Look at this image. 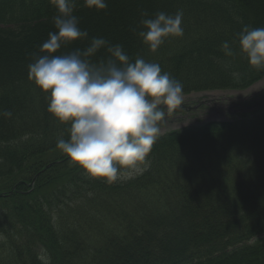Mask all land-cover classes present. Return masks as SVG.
Instances as JSON below:
<instances>
[{
	"label": "trees",
	"instance_id": "16d2710c",
	"mask_svg": "<svg viewBox=\"0 0 264 264\" xmlns=\"http://www.w3.org/2000/svg\"><path fill=\"white\" fill-rule=\"evenodd\" d=\"M107 5L96 11L75 0L88 36L56 54L102 37L108 45L93 62L119 44L133 62L158 63L183 94L243 90L264 77L238 43L245 26L264 27V0ZM178 10L183 35L150 51L140 21ZM57 14L50 0H0V264H41L42 250L50 264H264V109L159 135L132 179L91 178L56 147L70 125L52 117L28 79Z\"/></svg>",
	"mask_w": 264,
	"mask_h": 264
},
{
	"label": "clouds",
	"instance_id": "9594fccd",
	"mask_svg": "<svg viewBox=\"0 0 264 264\" xmlns=\"http://www.w3.org/2000/svg\"><path fill=\"white\" fill-rule=\"evenodd\" d=\"M50 3L58 13L53 17L56 31L48 33L40 46L42 55L28 65V79L45 93L52 117L70 125V138L58 139L56 147L91 178L109 184L132 179L147 169V157L165 117L162 109L172 111L182 105L183 85L158 63L143 58L133 62L119 44L107 47L110 56L106 60L93 62L91 57L108 45L102 37H93L84 50L56 54L88 32L79 27L74 15L75 0ZM84 4L96 11L108 7L107 0H84ZM141 15L147 17L146 12ZM182 19V10L157 12L140 21L138 35L155 52L166 39L183 35ZM238 43L249 65L264 69V27L245 26ZM223 47L229 49L227 42ZM38 259L50 264L46 250Z\"/></svg>",
	"mask_w": 264,
	"mask_h": 264
},
{
	"label": "rangeland",
	"instance_id": "374dc122",
	"mask_svg": "<svg viewBox=\"0 0 264 264\" xmlns=\"http://www.w3.org/2000/svg\"><path fill=\"white\" fill-rule=\"evenodd\" d=\"M184 95V101L181 106L185 107H193L198 100H203V102H210L211 99H214V102L219 103L221 99L219 98H228L229 100H224V102H221L223 106H218L217 104L214 105V109H211V112H209V115L206 117L201 118L200 120H194L196 115H190V119L187 121H183L180 123V126H189L193 125L198 127V125H202L204 123L210 122V121H232L234 119H239L241 118L240 116V111L236 110V106L234 107L233 103H239V102H251L252 100L254 101H259L260 99L263 100L264 98V77L257 81L255 84L252 86L240 91V90H233V91H226V92H211L210 97L209 96H201L200 92H195L189 95L183 94ZM213 95V96H211ZM228 103H230L228 105ZM227 104V105H226ZM206 106V104H202L201 106ZM181 106L177 107L175 109V112H183L181 109ZM226 106V107H224ZM174 113L176 115H179V113ZM188 112V111H187ZM187 112H183L187 114ZM196 112H192L190 114H194ZM191 127V126H189ZM177 128V125H171L167 126L164 129H161L160 133H163L167 130L175 129ZM180 129V128H179ZM199 139V138H198ZM129 180V179H128Z\"/></svg>",
	"mask_w": 264,
	"mask_h": 264
},
{
	"label": "flooded vegetation",
	"instance_id": "af4514ba",
	"mask_svg": "<svg viewBox=\"0 0 264 264\" xmlns=\"http://www.w3.org/2000/svg\"><path fill=\"white\" fill-rule=\"evenodd\" d=\"M219 99H221V101L218 103V106H223L222 105V103L221 102H224V100H229L228 98H219ZM198 101H196L195 103H197ZM230 103H228V105H229ZM234 105H238V103H233ZM227 105V104H226ZM181 108H182V106H181ZM212 109V108H211ZM213 109H214V107H213ZM210 110V107H207V106H200L199 108H196V109H194V110H188V112H187V114L185 115V116H188L190 113H192L193 111H200L199 113H206L207 111H209Z\"/></svg>",
	"mask_w": 264,
	"mask_h": 264
}]
</instances>
